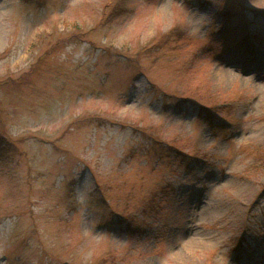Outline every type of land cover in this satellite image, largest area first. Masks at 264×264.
Segmentation results:
<instances>
[{
  "label": "rangeland",
  "instance_id": "1",
  "mask_svg": "<svg viewBox=\"0 0 264 264\" xmlns=\"http://www.w3.org/2000/svg\"><path fill=\"white\" fill-rule=\"evenodd\" d=\"M0 264H264V0H0Z\"/></svg>",
  "mask_w": 264,
  "mask_h": 264
},
{
  "label": "bare ground",
  "instance_id": "2",
  "mask_svg": "<svg viewBox=\"0 0 264 264\" xmlns=\"http://www.w3.org/2000/svg\"><path fill=\"white\" fill-rule=\"evenodd\" d=\"M255 55H256V58H261V56H262L261 51L257 50ZM235 63H239V62L236 61ZM235 63L231 62L230 64H228L229 66H227V67H223V66L219 67L218 75H220V77H222V78H229V77L235 76L236 75L235 72L237 70V67L240 66V65L235 64Z\"/></svg>",
  "mask_w": 264,
  "mask_h": 264
}]
</instances>
